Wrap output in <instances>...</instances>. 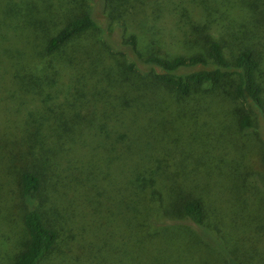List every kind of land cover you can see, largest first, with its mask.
Wrapping results in <instances>:
<instances>
[{"label":"trees","instance_id":"1","mask_svg":"<svg viewBox=\"0 0 264 264\" xmlns=\"http://www.w3.org/2000/svg\"><path fill=\"white\" fill-rule=\"evenodd\" d=\"M115 1L104 0L108 7H115ZM124 2L134 8L139 0ZM186 2L199 8L200 19L175 9L177 13H173L172 6L182 9ZM232 2L238 18L227 9L223 10L227 14L216 9ZM156 4L169 12L181 45L194 46L192 53L142 57L135 35L126 37V47L121 43L113 49L104 44L105 32L101 31L103 45L95 48L91 61L86 47L75 43L80 35L99 28L90 12L70 17L29 51L12 46L5 51L16 61L11 86L29 102H44L67 87L77 103L64 96L61 105L35 107L23 118L19 109H0V157L14 179L15 207L20 206L24 232L19 250L6 264H264L262 216L245 214V204L240 203L234 219L233 203L227 210L223 208L222 192L217 191L221 189L213 190L208 183L204 188L208 205L200 195H184L183 188L172 182L171 186L158 182L160 188H167L159 190L156 174H143V145L136 137L138 128L130 123L137 119L148 135L164 120L178 125L189 119L194 125L199 121L223 125L218 99L226 96L235 108L222 137L226 139L234 125L243 134L254 131L252 114L259 117L264 134L263 87L258 75L264 61L250 41L264 33V0H160ZM110 13L106 14L109 22L114 20ZM31 24L35 28L33 21ZM37 47L39 53L34 51ZM104 51L111 55L110 60ZM122 52L133 60L120 62L115 55ZM62 56L63 68L69 72L64 82L57 60ZM95 121L100 132L97 145L105 146L107 157L102 148H96L91 158L82 155ZM261 143L259 159L264 166V140ZM190 174L180 177L184 188L190 183ZM163 178L177 181L170 173ZM102 179L106 184L100 183ZM58 197L65 210L72 206V199L78 200L77 213L69 241L50 258L59 230L46 206L52 208ZM86 206L96 216L93 220L84 219ZM213 221L217 224H211Z\"/></svg>","mask_w":264,"mask_h":264},{"label":"rangeland","instance_id":"2","mask_svg":"<svg viewBox=\"0 0 264 264\" xmlns=\"http://www.w3.org/2000/svg\"><path fill=\"white\" fill-rule=\"evenodd\" d=\"M159 1L139 0L137 7L132 8L124 0L115 1L113 3L115 7L106 6L104 0H0V109L13 110V112L19 109V116L23 118L27 111L33 110L35 107L39 109L42 106L56 107L61 105L65 102L64 96H68V99L71 100L70 103L77 106L67 87L59 88L51 98L46 99L44 102L38 99L29 102L30 100L25 94L14 91L11 81L17 74L14 67L16 61L9 58L5 51L8 48L10 49V46L29 51L32 46L43 40V36L57 30L67 19L80 12H90L99 25L98 30L93 33L87 32L75 39L76 45L86 47L88 50L87 55L91 56V61L95 48L103 45L101 31L105 32L104 44L113 49L115 47L120 48L121 43L126 47L124 44L126 37L132 34L135 35L137 50L142 57L153 54L169 58L178 54L192 53L195 50L194 46L192 45L193 48L192 46L189 47L185 42L184 45H181L179 31L177 30L178 33L174 32V22L170 19L169 12L156 4ZM163 1L161 0V2ZM182 6V9L181 5L172 6L173 13H177L175 11L177 10L178 14L187 13L200 19L202 14H200L201 12H199L197 6L188 2L182 4ZM216 9L220 14H227L223 11L227 9L238 18V8L233 2L218 5ZM107 13L114 17L113 21L109 22L106 19ZM124 13L131 16L128 17ZM178 14L177 18H179ZM32 21L35 23V28L32 27ZM246 27L250 28L248 24ZM250 41L253 43V48L259 54L261 61H264V33H259V35L250 38ZM34 51L39 53L40 47H37ZM24 53H22V60L25 62ZM104 54L105 58L110 60L111 55L109 57L107 52ZM115 56L120 62L124 63L133 60L127 52L126 54L122 52V55L116 53ZM64 59L63 56L57 58L61 62L63 82L69 73L68 70L63 68ZM184 70H188V68ZM258 75L263 87L262 100L264 107V63ZM223 87L226 88L225 85ZM218 101H220L221 112L224 114L223 125L220 121L218 125L215 122L203 125L201 121H199V124H202V126L199 124L194 125L191 119L185 124L178 125L176 123L169 124L164 120L157 124L155 129L151 130V135H148V129L144 124L133 118L130 123L138 128L139 132H137L136 137L140 139L139 142L143 145L140 154L142 153L145 156L143 174L147 175L149 171L156 174L157 187L163 192L167 188H160L158 182H163L165 186H171L174 183L183 188L184 195L197 197L200 195L207 205L209 197L204 188L208 183L213 186V190L216 188L221 189L217 191L222 192L220 201L223 203V208L227 210V205L233 203L234 219L239 212L240 203L245 204V214H248L247 211H249L262 216L264 219V192L260 188L261 186L264 187V166L259 159V154L263 149L261 142L264 140V134L259 117L255 118L254 114L251 116L254 131L243 134L237 131V127L234 125V129H231L230 134L224 139L222 135L225 129L230 127L229 118L233 114L235 104L226 96H220ZM226 120L229 121L226 122ZM97 125L98 122L95 121L90 143L85 144L86 147L82 152L83 156L86 155L91 158L96 148H102L103 157L109 155L108 150L104 151V145L103 147L97 145V139L100 136L99 129L96 128ZM210 126L213 128L211 129ZM11 141L13 140L8 142ZM2 153L5 154L3 149ZM96 158H92V161L98 163L99 161ZM5 163L6 161L0 157V264H6L10 256L19 250L24 240L23 227L20 221L21 209L20 206L15 207L18 199L14 179L7 172L6 167L8 164L4 165ZM14 166L16 165L14 164ZM120 168L115 171L120 173ZM216 170H218V174L215 172ZM168 173H170V176L173 175L177 181L170 180L169 182V179L163 178ZM185 173H191L188 185L193 188L191 191L188 186L184 188L185 183L180 178ZM105 180L102 179L100 183L102 184ZM192 185L197 187L194 188ZM235 194L238 196H235ZM89 197L92 199L93 193H90ZM63 201L66 206V201L64 199ZM92 201H95V199ZM77 202L78 200L72 199V206L69 204L65 210L61 198L58 197L52 203V208L46 206L50 219L59 230L57 247L50 258L56 255L66 241H69L67 240L68 237L70 239L71 226L76 218L74 214L77 213L75 211ZM90 204L93 206L95 203ZM87 207L83 212L86 217L84 219L86 221L93 220L96 216L91 215L90 209ZM101 214L104 217V222H107L105 213ZM209 219H213L212 216H209ZM213 223L217 224L216 221L211 222V224ZM190 236L192 237V235ZM65 250H67V246ZM48 263L50 261L44 262V264Z\"/></svg>","mask_w":264,"mask_h":264}]
</instances>
